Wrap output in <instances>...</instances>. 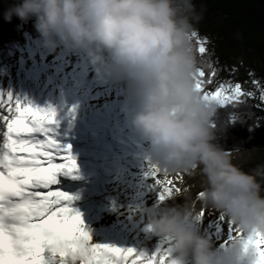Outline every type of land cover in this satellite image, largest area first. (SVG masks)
Masks as SVG:
<instances>
[{
  "label": "clouds",
  "instance_id": "1",
  "mask_svg": "<svg viewBox=\"0 0 264 264\" xmlns=\"http://www.w3.org/2000/svg\"><path fill=\"white\" fill-rule=\"evenodd\" d=\"M35 18L45 46L87 54L101 78L118 72L136 85V130L169 174L197 173L204 195L187 190L153 214L152 231L170 242L169 264H228L201 234L197 217L211 209L245 234L264 233V166L246 172L217 143L218 109L196 88L201 62L193 33L194 0H22L5 13L11 22ZM253 255L238 240L235 252Z\"/></svg>",
  "mask_w": 264,
  "mask_h": 264
},
{
  "label": "snow or ice",
  "instance_id": "2",
  "mask_svg": "<svg viewBox=\"0 0 264 264\" xmlns=\"http://www.w3.org/2000/svg\"><path fill=\"white\" fill-rule=\"evenodd\" d=\"M193 37L203 58L208 41L198 31ZM208 69L200 67L195 81L210 105L238 109L249 99L259 101L255 107L264 105V84L259 80L253 79L254 90L246 91L239 82L216 84L218 69L213 63ZM212 84L216 87L210 90ZM237 122L234 112L229 123ZM57 127L55 109L26 105L0 93V264H169L167 242L152 255L92 242L81 214L71 207L75 198L53 187L59 186L61 174L78 171L71 145L60 142ZM212 127L218 129L216 121ZM185 175L164 171L157 177L162 201L185 191L180 187ZM203 215L202 209L199 216ZM245 248L254 250L255 264H264V233L250 235Z\"/></svg>",
  "mask_w": 264,
  "mask_h": 264
},
{
  "label": "bare ground",
  "instance_id": "3",
  "mask_svg": "<svg viewBox=\"0 0 264 264\" xmlns=\"http://www.w3.org/2000/svg\"><path fill=\"white\" fill-rule=\"evenodd\" d=\"M86 67V65H83L73 75L78 76L77 81L81 82L79 85H83V82L86 81ZM47 72L48 65L46 68L42 67L41 73H37L36 78L40 79L41 74L44 79L48 75L51 76ZM38 75L40 76L38 77ZM62 78L64 82L68 83V87L71 82H68L67 77ZM39 79H37L38 89L36 88L37 91L34 95L37 96L36 98L42 94L44 86L49 81L47 80L44 84ZM59 85L57 81V85L55 83L46 92L38 108L56 110L61 98H69L64 111L58 112L56 110L57 120L60 121V117L63 119L69 114L73 118V123L67 131V126L60 121L57 132L61 143L71 145L72 155L78 165L77 172L80 173V181L74 177L72 179L69 175L61 174L59 176V186L53 187L54 189L60 187L75 198L71 207L78 213L90 205L96 206L95 211L84 220L85 228L90 233L93 243L109 244L125 249L132 248L138 252L142 244V233L147 232L148 236L154 234L152 227L148 229V224L153 220V214L156 212L157 207L156 199L151 192V190L159 192L154 178L155 175L140 176L136 173L135 178L117 177L118 179L112 181L110 185L104 183V180L100 182L101 178L104 177L102 170L104 160L108 159L105 156H110L111 148L115 150L116 145L114 143L129 150L128 147L119 143L120 141H126L129 126L120 124L121 118L118 115V105L102 110L97 115H92L90 120L84 121V118L87 117L82 114L81 106L86 104V99H80L77 97L78 91L66 87L59 96L56 95V89ZM27 94L30 101L33 96L30 93ZM29 101L26 105L31 104ZM89 122L92 123V126L87 129L86 124ZM105 138H107L106 141ZM83 170L85 172H82ZM109 176L114 177V173H109ZM151 182L156 183V187L148 188ZM250 235L252 234H245L242 231L235 233L233 237L234 244L236 245L238 240L247 241ZM219 238H221L220 235L216 240L220 241ZM225 247L224 249L228 248L226 245ZM216 250H218L217 247ZM250 250L252 252V249H249V252ZM221 251L223 250H220L217 254L220 255ZM223 254L228 264H255V254L251 256L241 250L240 254L237 255L235 246Z\"/></svg>",
  "mask_w": 264,
  "mask_h": 264
},
{
  "label": "rangeland",
  "instance_id": "4",
  "mask_svg": "<svg viewBox=\"0 0 264 264\" xmlns=\"http://www.w3.org/2000/svg\"><path fill=\"white\" fill-rule=\"evenodd\" d=\"M26 26V24L23 25V30L26 29ZM47 65V73L51 76L48 75L44 79V76L41 74L40 79L36 78L37 73H41L42 67L46 68ZM83 65L87 66L86 81L83 82L86 87L85 90L77 96L80 99H86V104L81 106L82 114L87 118H90L92 115L95 116L102 110L113 108L118 105V115L121 118L120 124L123 126H129V133L126 141L119 142L125 147H128L129 150L119 146L117 143H114L116 145V150L110 154L107 160L104 161L105 165L103 164L102 167L104 177L101 178L100 182L104 180V183L110 185L112 181L118 179L117 177L122 176L135 178L136 173L140 176H151L154 175L156 169H159L160 171L154 176L157 183V177L162 176L164 170H162L161 166L153 156L151 157L145 154L141 149L142 144L146 140L136 130L132 123V116L138 109L139 103L136 104L133 100L126 99L123 92H121L117 87V80L123 77L124 74L114 72L118 74V77H113L111 76L112 74H106L105 77L101 78L97 75V72L92 66L86 53L82 51L77 52L67 50L62 45H58L53 49L46 47L44 41L30 40L27 46H22L19 49L12 50V56L9 60L8 66L5 69L6 71L4 72L3 78L0 80V93H3L5 98L8 94H11L14 100L27 104V101H29L27 93H30L33 98L36 97L34 95L37 91L36 88L38 89L37 79H39L42 83H45V81L50 77H55L60 84L56 89V95L59 96V94L64 91L65 87L76 90V85L78 83L75 84L72 82L67 87L68 83H66V81L64 82L62 77H67L68 82H71L72 75H74L78 68H81ZM39 76L40 75H38V77ZM259 81L264 84V80ZM237 82L241 83L246 91L254 90V85L248 87L241 81L232 79L227 81V83ZM230 152L234 163H236L240 168L257 161L264 156V150L257 148H235L230 150ZM109 173H114V177L109 176ZM156 183L151 182L148 185V188L156 187ZM157 186L159 192H153V190H151L156 199V211L169 201L174 200L172 196L162 201L160 198L161 188L158 184ZM180 187L190 193L199 192L202 190V178L197 173L185 175V181L180 185ZM203 211L204 215L202 217H197V227L201 234L214 242L215 247L218 248L217 253H219L220 250H223L220 253L223 254L231 248H234L235 244L233 237L235 236V233L241 230L234 227L233 221L226 219L220 213L211 209H204ZM148 226V229L152 227V221L148 224ZM219 235L221 238H219L220 241H217L216 239ZM165 242H167V247L171 248L169 241L160 238L155 234H150V236H148L147 232H144L142 233V244L139 247L138 252L154 254L159 250V248H161L160 246L165 245ZM225 245L228 247L227 249H224L226 248ZM251 253H253V255L255 254L253 249Z\"/></svg>",
  "mask_w": 264,
  "mask_h": 264
},
{
  "label": "trees",
  "instance_id": "5",
  "mask_svg": "<svg viewBox=\"0 0 264 264\" xmlns=\"http://www.w3.org/2000/svg\"><path fill=\"white\" fill-rule=\"evenodd\" d=\"M21 2L22 0H0V80L13 49L27 46L30 40L44 41L35 28V18L27 22L19 17H13L10 23L5 20V13ZM194 4L200 16L196 29L200 37L208 41V53L203 58L198 53L197 55L201 67L206 71L209 70V63L215 64L218 69L216 84L232 79L250 87L253 79L264 80V0H194ZM24 24L27 25L25 30ZM21 30L23 31L20 32ZM250 73L253 75L250 76ZM111 76L118 77V74L113 73ZM216 84L210 85V90ZM117 87L125 97L138 101L136 85L128 76L118 79ZM258 103V100L249 99L238 109H218L217 143L225 151L235 148L264 150V105L255 107ZM234 112L238 122L230 124L229 120ZM141 149L152 157L148 141L142 144ZM262 165L264 156L242 169L251 172ZM197 194L198 192L191 193L193 198ZM183 204L182 199L167 203L170 206Z\"/></svg>",
  "mask_w": 264,
  "mask_h": 264
}]
</instances>
